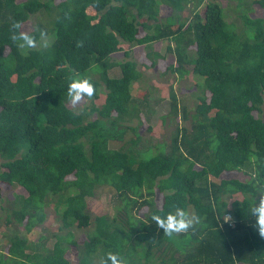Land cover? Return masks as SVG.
<instances>
[{
    "label": "trees",
    "instance_id": "obj_1",
    "mask_svg": "<svg viewBox=\"0 0 264 264\" xmlns=\"http://www.w3.org/2000/svg\"><path fill=\"white\" fill-rule=\"evenodd\" d=\"M221 1L0 0V200L5 187H19L1 206L0 221L12 226L0 232V264H100L108 252L128 264H264L251 213L264 198V0H236L232 21ZM164 7L171 13L161 17ZM13 31L36 46L21 49ZM163 41L165 52L146 51L143 67L171 55L162 74L192 73L196 89L169 92L160 118L175 127L145 143L147 102L131 92L144 75L113 55L129 56L123 44ZM77 76L95 91L72 107L67 87ZM231 171L242 177L221 178ZM103 186L119 203L113 214H92L88 198ZM176 207L199 222L168 236L152 216Z\"/></svg>",
    "mask_w": 264,
    "mask_h": 264
},
{
    "label": "rangeland",
    "instance_id": "obj_2",
    "mask_svg": "<svg viewBox=\"0 0 264 264\" xmlns=\"http://www.w3.org/2000/svg\"><path fill=\"white\" fill-rule=\"evenodd\" d=\"M223 6L226 7V13L228 16V20L232 21V18H236L237 11L236 6L237 1H226L222 0L221 1ZM252 7V12L255 13V15H258L261 13V9L257 6H251ZM190 9L191 7H187L184 9L182 12H180L181 17L184 18L185 16L190 14ZM171 13V9L168 7H164L160 14L161 17H165ZM44 15V14H43ZM45 19H42L40 15H36L32 17L33 20H37V18L41 20H46V16L44 15ZM140 34L142 35L143 32L140 31ZM124 49H128L130 51L129 56L125 57L123 55V50L117 52L114 54V58L117 60L120 59H133L136 64L137 68L141 71V74L144 75L142 78V90H139V83L140 82H134L132 86V94L136 95L138 99H141L142 101L147 102L146 108L144 109L147 112L148 119L145 120L143 118V124L139 127L140 132L143 133V142L145 143H155L156 141H163L167 140L169 137V134L171 130L175 127V123L167 118L166 120L162 121L160 118L161 115L165 114L167 111H169L170 105L168 104L167 97L168 94L171 90H173L178 96H187L191 93L192 90L196 89V86L194 82L196 81V77L192 75V73H189L185 75L184 78H180L179 76L173 74V73H166L162 74V71L166 68V66L170 63L174 62V57L171 55H167L162 61H157L156 66L151 67V68H145L143 67V62L146 61V51L150 49H159L162 53L165 52L166 48V42H154L151 44V48L148 46H144L143 44H134V45H128V44H123ZM117 71V70H115ZM166 71V70H165ZM166 73V74H165ZM110 74H114V70H110ZM145 85V86H144ZM188 85L189 87H186ZM145 90V91H144ZM143 91V92H142ZM101 98L104 97L103 92H100ZM85 98L82 97V99L77 102L76 104H72V107H80L84 103ZM187 102V100H185ZM190 104V103H189ZM178 122L180 121L179 119L177 120ZM184 123H187L186 121ZM148 124L152 127L151 130H146L148 127ZM111 146H117V144L113 141L110 142ZM242 175L240 172L238 173L237 171H231V172H225L221 175V178H241ZM18 188L14 187H5L4 188V198L0 200V215L5 216L1 206L6 205V201L10 199V193L13 191H18ZM161 195H156L155 196V202L157 207L161 206ZM119 203L116 195L114 194L113 190L108 187V186H103L100 189L96 191V194L93 197L88 198V209L92 214L95 213H101V212H106L109 214L115 213V204L117 205ZM147 210L146 207H143L140 210V215H142L145 211ZM46 212L47 217L45 221L43 222V227H44V232L51 234L52 232L57 231V223L56 221V213L53 210L51 206L46 207ZM12 224L10 225H5L4 220L2 219L0 221V232L5 230L8 232L11 229ZM76 234L81 241L84 238V230L83 229H76ZM36 237V235L32 236V238ZM2 242L3 238L0 234V249L2 247ZM48 243H51V240L48 241ZM66 257L69 258L70 260H75L76 259V252L73 249H70L69 251L66 252Z\"/></svg>",
    "mask_w": 264,
    "mask_h": 264
},
{
    "label": "clouds",
    "instance_id": "obj_3",
    "mask_svg": "<svg viewBox=\"0 0 264 264\" xmlns=\"http://www.w3.org/2000/svg\"><path fill=\"white\" fill-rule=\"evenodd\" d=\"M12 27L15 29L17 24L13 23ZM11 39L14 42H18L21 49L34 48L36 46L35 37L25 32L13 31ZM94 91V85L88 77H74L69 81L67 87V95L72 104L79 102L85 95L91 97ZM251 213L256 218V227L260 235L264 236V198L253 204ZM152 219L168 236H172L174 233L186 232L192 227L194 220L199 222V218L190 215L180 207H176L174 211L168 212L164 216L153 214ZM228 219V217H225V220ZM109 262L110 264H128L126 257L119 255V253L114 254L111 252L100 258V264H109Z\"/></svg>",
    "mask_w": 264,
    "mask_h": 264
}]
</instances>
